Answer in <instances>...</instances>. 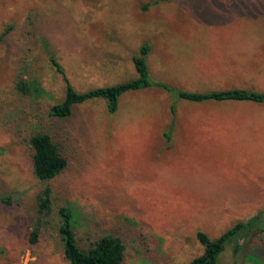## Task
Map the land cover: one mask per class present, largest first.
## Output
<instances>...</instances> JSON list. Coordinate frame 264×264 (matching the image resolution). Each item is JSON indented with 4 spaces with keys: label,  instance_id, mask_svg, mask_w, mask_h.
<instances>
[{
    "label": "rangeland",
    "instance_id": "obj_1",
    "mask_svg": "<svg viewBox=\"0 0 264 264\" xmlns=\"http://www.w3.org/2000/svg\"><path fill=\"white\" fill-rule=\"evenodd\" d=\"M4 32L0 195L15 200L0 201V264H69L62 205L74 208L84 248L122 237L124 264H188L204 252L199 231L218 238L264 210V103H198L152 86L124 93L114 113L96 98L66 119L49 116L66 91L51 55L88 91L137 77L133 56L144 44L153 81L264 92V0H0ZM20 77L40 92L19 94ZM35 131L55 135L68 166L49 182L52 220L33 244L46 185L33 172ZM233 249L218 264H243Z\"/></svg>",
    "mask_w": 264,
    "mask_h": 264
},
{
    "label": "trees",
    "instance_id": "obj_2",
    "mask_svg": "<svg viewBox=\"0 0 264 264\" xmlns=\"http://www.w3.org/2000/svg\"><path fill=\"white\" fill-rule=\"evenodd\" d=\"M7 33L0 35V41ZM150 46L144 44L139 52L133 56V62L138 72V76L120 83L97 87L88 91H78L71 83L65 69L60 62L51 55V61L56 70L62 75L66 91L61 102L55 103L49 110V116L56 120H63L70 117L75 110V106L88 100L103 98L107 102L108 111L114 113L118 110L120 96L131 90L160 87L169 93L176 95L180 99L193 102H256L264 103V92L246 88H227L219 90H209L206 92H195L173 87L164 81H153L150 77L147 56ZM16 90L19 94L36 96L40 92V87L36 81H31L20 77L16 82ZM175 112V104L171 106ZM28 143L32 148L33 172L36 178L46 184L38 193L36 198V216L33 228L30 233V241L33 244L40 240L42 230L51 223L53 211V188L49 184L51 180L61 174L68 166V159L62 153L61 146L54 134L47 131H35L29 138ZM14 197L10 194L0 195L3 204H13ZM60 217L59 232L61 233L64 255L69 264H124L126 246L122 237L113 234H106L90 242L84 248L75 232V221L77 214L73 207L62 205L59 209ZM264 210L257 212L246 221H239L235 226L221 234L218 238H211L207 233L199 231L198 239L202 242L204 252L191 260L188 264H218L222 252L228 245H233L235 261L251 262V264H264ZM259 236V237H258ZM252 237V243H249ZM245 251V254L242 253ZM242 253V254H241Z\"/></svg>",
    "mask_w": 264,
    "mask_h": 264
}]
</instances>
